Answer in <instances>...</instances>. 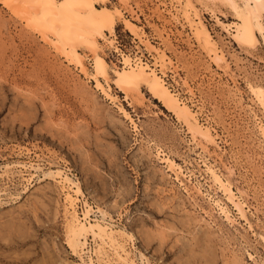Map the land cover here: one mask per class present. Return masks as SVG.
Listing matches in <instances>:
<instances>
[{
    "label": "rangeland",
    "instance_id": "1",
    "mask_svg": "<svg viewBox=\"0 0 264 264\" xmlns=\"http://www.w3.org/2000/svg\"><path fill=\"white\" fill-rule=\"evenodd\" d=\"M193 1L235 78L207 57L170 0H125L122 6L125 17H137L133 22L171 57L176 74L168 73L166 81L188 97L183 77L203 105L200 121L208 120L220 147L210 145L205 153L145 86L139 96L125 98L111 81L117 98L112 103L29 27L25 15L0 2V264H90L89 255L96 264H116L111 251L104 261L96 259L92 237L81 256L68 247L66 191L46 175L55 170L79 183L80 217L86 202L92 220L132 236V242L124 241L125 234L118 239L135 264H264V140L258 128L264 113L251 90L264 92V41L258 34L253 49L237 44L210 12L212 7L221 22L232 24L227 7ZM116 19L109 36L120 51L103 47L111 68L121 67V51L151 61ZM80 52L90 70V52ZM158 151L190 173L191 181L175 179ZM204 161L241 198L247 219L213 184ZM23 163L40 170L28 171ZM213 201L228 207L233 222Z\"/></svg>",
    "mask_w": 264,
    "mask_h": 264
},
{
    "label": "bare ground",
    "instance_id": "2",
    "mask_svg": "<svg viewBox=\"0 0 264 264\" xmlns=\"http://www.w3.org/2000/svg\"><path fill=\"white\" fill-rule=\"evenodd\" d=\"M106 1L107 0H0L5 6L11 9L16 8L22 15H25L29 27L36 31L43 41L47 42L49 46L51 45L56 52L58 51L59 54L76 66L79 72L90 80L94 88L106 99L110 100L112 103L117 101L115 94L112 93L111 81H113V84L119 91L125 94V98L129 97L130 93L134 94V92L138 93L139 96L141 86H145L148 92L154 98L158 99L166 109L173 113L177 121L185 126L187 132L191 135V141L196 146H199L204 153L208 152L210 145H212V148L219 147L216 141L217 134L214 133V129L209 125L210 123L206 124L208 120H205V123L200 121V116L203 113V105L193 99V95L195 94L187 80L183 77L180 78L183 86L187 89L186 92L189 94L188 97L182 96L166 81L168 73H172L173 75L174 73L176 74V70L174 71L169 67L172 63L171 57L161 46H156L152 43V40L143 27L133 22L137 17H131L130 19L125 17L124 10L126 8L122 6L125 0H119L121 4L113 7L105 6ZM196 1H199L208 8L211 4L216 5L220 3L232 12L231 14L234 15L235 21L232 22V24H227L221 22L218 16L213 12L212 7H210V12L215 18V22L219 24L223 30L230 33V36L233 37L237 44L253 49L257 46V43H259L258 34L264 41V25L262 23V18L264 17V0ZM170 3L171 8H174L176 13H179L183 18L185 24L191 30L194 40L199 44L198 46L205 51L207 57L210 58L213 64L225 75L233 78L234 76H232L233 72L229 60H227L224 52L212 37L194 1L170 0ZM168 11L171 12V9H168ZM175 16H173V18ZM117 17L118 19H122L125 27L134 36L138 44L149 52L151 61H144L145 59L143 60L140 56H132L121 51L119 52L121 67L118 68V66H113V68H111L105 58L103 47H111L117 52L120 51L114 39L110 37L114 31ZM159 34H161L162 37L163 33ZM86 49L90 52V57L87 56V59L90 58L89 62H91L90 70L85 64L86 54L84 55L80 52L81 50L84 52ZM111 72L114 78H112ZM175 82L177 83V81ZM251 90L264 113V92L258 89ZM120 110L124 116L130 118L129 114L123 110L122 107ZM258 128L264 140V124L261 121H259ZM157 156H162V161L166 163L167 168L173 172L175 179H178L179 182L181 181V177L188 178V180L191 181L190 173L187 175L180 165L164 156L162 151H158ZM219 156H217V158ZM204 165L213 184L223 193L228 202L234 206L239 216L246 218L245 215L247 214H245L244 209L245 204H243L240 200L241 198L239 199L236 193H234L228 181L223 179L222 173L220 174L217 170L218 168L216 169L212 164L204 161ZM21 166L26 169L29 168L28 171L38 172L40 170L39 166H34L32 164L28 166L23 163ZM30 175H32V173ZM46 175L56 179L62 189L66 191L64 197L70 211V220L67 225V231H65L67 232L66 242L73 254L75 253L81 256L82 253H86L85 248L88 244V239L92 237V241L97 243L93 253L98 261H104L103 258L108 256V251H111L115 256L116 264H135L134 260L128 257L129 253L126 251L125 245L119 240L120 237H124L123 234H125L124 241L132 242V236L128 233L118 234L110 225L100 223L98 219L92 220L91 212L93 209L86 202L82 213L83 216L80 217L76 210L77 203L82 195L79 183L71 177H68L61 170L49 171ZM194 189H196L197 193L202 194L200 187L195 185ZM214 203L218 207L220 214L223 215L226 220L231 221L232 218L228 207L223 206V203L221 204L218 201ZM98 211L104 216L105 213L101 208L98 209ZM80 252L82 253L79 254ZM139 257L141 260L146 258L142 253H140ZM88 260L90 264H96V262L94 263L92 255H89ZM145 260L147 261V258ZM41 264L48 263L44 260Z\"/></svg>",
    "mask_w": 264,
    "mask_h": 264
}]
</instances>
